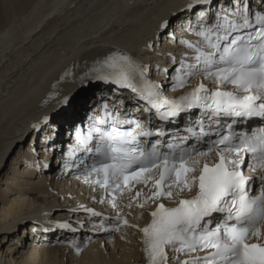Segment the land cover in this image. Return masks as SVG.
I'll return each instance as SVG.
<instances>
[{
    "label": "snow or ice",
    "instance_id": "6c2138e0",
    "mask_svg": "<svg viewBox=\"0 0 264 264\" xmlns=\"http://www.w3.org/2000/svg\"><path fill=\"white\" fill-rule=\"evenodd\" d=\"M194 3L211 5L213 0ZM259 3L253 11L249 0H232L211 18L202 10L194 29L199 39L180 41L194 55L179 61L172 57L179 64L172 90L185 88L198 75L213 81L211 89L200 82L169 97L149 78L146 65L120 50L94 61L80 77L82 83L95 80L129 89L147 105L142 122L110 111L105 103L103 115L92 118L87 131L77 129L75 137L83 153L80 165L88 177L95 176L86 183L109 194L139 184L143 187L133 200L143 195L145 203L175 201L173 207L158 203L151 223L141 229L148 264H167L166 249L188 257L180 264H264V0ZM167 26V21L161 25ZM192 109H199L200 116L190 120L185 135L166 140L168 133L152 126V115L171 123ZM253 119L259 126L237 130L236 125ZM190 192V198H182ZM108 203L115 208L116 197ZM116 221L113 230L120 223L136 227L121 221L119 213ZM200 252L204 255H191Z\"/></svg>",
    "mask_w": 264,
    "mask_h": 264
},
{
    "label": "bare ground",
    "instance_id": "6f19581e",
    "mask_svg": "<svg viewBox=\"0 0 264 264\" xmlns=\"http://www.w3.org/2000/svg\"><path fill=\"white\" fill-rule=\"evenodd\" d=\"M193 2L0 0V264L143 263L141 236L132 241L122 236L112 244L101 238L79 257L53 244L42 254L38 248L31 250L40 239L33 220L55 224L49 228L52 241L65 233L60 224H84L79 235L94 224L81 208L85 193L70 186L71 177L59 168L58 155L48 173L35 168L48 160L47 147H60L66 129L78 124L101 90L96 86L72 98L77 100L72 108L55 106L65 95L83 92L81 83L74 81L115 50L157 71L168 59L166 49L157 56L161 25ZM68 73L72 77L64 79ZM127 215L136 227L147 224L143 212Z\"/></svg>",
    "mask_w": 264,
    "mask_h": 264
},
{
    "label": "rangeland",
    "instance_id": "374dc122",
    "mask_svg": "<svg viewBox=\"0 0 264 264\" xmlns=\"http://www.w3.org/2000/svg\"><path fill=\"white\" fill-rule=\"evenodd\" d=\"M79 88H81V86H80ZM79 88H78V89H79ZM78 91H79V90H78ZM78 91H77V92H78ZM82 91H83V92H78V93H77V92H74L72 96H69V94H68L66 97H65V96H64V97H65V98H74V97H78V98H79V97H81V96L84 95V89H83ZM92 91H93V90H92ZM92 91H91V92H92ZM89 92H90V91H89ZM76 93H77V94H76ZM64 97H63V98H64ZM73 100H75V99H73ZM62 101H63V99H61V100L58 101L57 103H61Z\"/></svg>",
    "mask_w": 264,
    "mask_h": 264
},
{
    "label": "water",
    "instance_id": "95a60500",
    "mask_svg": "<svg viewBox=\"0 0 264 264\" xmlns=\"http://www.w3.org/2000/svg\"><path fill=\"white\" fill-rule=\"evenodd\" d=\"M198 79H202V76H199Z\"/></svg>",
    "mask_w": 264,
    "mask_h": 264
}]
</instances>
